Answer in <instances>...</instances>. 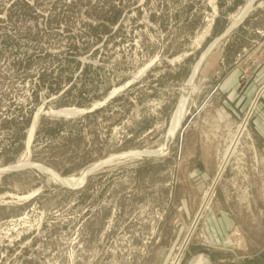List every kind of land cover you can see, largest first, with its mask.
Returning <instances> with one entry per match:
<instances>
[{"label": "rangeland", "instance_id": "1", "mask_svg": "<svg viewBox=\"0 0 264 264\" xmlns=\"http://www.w3.org/2000/svg\"><path fill=\"white\" fill-rule=\"evenodd\" d=\"M262 63L264 0H0V264H170L196 210L179 264H264V136L219 90Z\"/></svg>", "mask_w": 264, "mask_h": 264}, {"label": "bare ground", "instance_id": "2", "mask_svg": "<svg viewBox=\"0 0 264 264\" xmlns=\"http://www.w3.org/2000/svg\"><path fill=\"white\" fill-rule=\"evenodd\" d=\"M247 9H248V5L245 6V8H243L240 12V16L244 15L246 12H247ZM238 18V17H237ZM210 50L209 49H206L200 59L196 62V64L193 66V73H195V71L197 70V68L200 66V63H201V60L202 58H204L206 56V54H208V51ZM187 88V87H186ZM264 90V89H263ZM114 92V91H113ZM187 90L185 89V91H183V93L181 94V97L179 99V102L177 104V107L175 108V111L172 115V119H171V122H170V127H169V130L167 132V135H166V139H168L169 137H171L172 133H173V130H174V127H176L180 122L181 120L183 119L184 117V114H185V105H186V100H187ZM262 93V91H261ZM256 101V100H255ZM254 101V102H255ZM255 104V103H254ZM82 110L81 109H58V110H55L52 112V114L54 115H63V116H69V115H73L75 113H78V112H81ZM250 112L247 114V118L249 116ZM37 115H35L34 117V120H33V123L29 129V133H28V140H27V144H29L28 142H30L31 140V137H32V133L34 131V128H35V124H36V121H37ZM246 118V119H247ZM245 124H246V120H243V122L241 121L240 124H238L237 128H236V131L234 132L231 140H230V143L228 144L226 150H225V153L223 155V157L221 158V161L220 163L218 164V167H217V171H216V174L215 176L213 177V179L215 178L216 179V182L218 181L219 177H220V174L222 173L223 169H224V164L226 163L228 157L226 159L225 158V155L227 153V151H229L230 149V144L233 145V147L231 148L230 152H229V155L230 153L232 152V155L235 153L236 151V145H237V141L239 140V138L242 136V134L244 133V130H245ZM233 142V143H231ZM164 143L156 150H153V151H147V150H144L142 152H134L132 153V155L134 156H139L141 155L142 153H146V154H155V153H159L160 151L162 152L164 150ZM108 160L104 161V162H107ZM101 163H103L102 161L101 162H98V163H95L94 165H91L90 168H93L95 167L96 165H101ZM15 166H20V164H17ZM90 168L87 169L86 171H82L81 175L78 176V177H71V178H60V177H57L53 172H51V175L53 177H55L56 179H58L59 181L69 185V186H75L77 185L84 177L85 175L90 171ZM213 181V180H212ZM210 186L208 187V189L205 191L204 195H203V200L206 199L207 197V193L209 194L207 199L209 200L210 196L212 195V192L214 191L212 187V182H210ZM207 200V201H208ZM203 211V210H202ZM202 211H199V213L195 212V215H194V218L193 220L190 222V224L188 225L187 227V230L181 240V243L178 247V250L177 252L174 254V256L172 257V260L170 262V264H179L180 260H181V256H182V252L183 250L185 249L188 241L190 240V237L193 235V232L196 228V222L199 220V216H201L200 214L202 213ZM196 216V218H195ZM199 254H202V253H199ZM198 254V255H199ZM205 255V254H204ZM200 256V255H199ZM198 257V256H197ZM200 260V258H199ZM198 260V261H199Z\"/></svg>", "mask_w": 264, "mask_h": 264}, {"label": "crops", "instance_id": "3", "mask_svg": "<svg viewBox=\"0 0 264 264\" xmlns=\"http://www.w3.org/2000/svg\"><path fill=\"white\" fill-rule=\"evenodd\" d=\"M254 70L256 75L246 86L244 94L238 95L237 92V70H233L230 73L226 74L224 77H222L219 83V90L222 94H227L230 99L233 100V102L239 99L250 100L248 108L251 107L250 111L251 117H253L252 121L254 129L258 132H261L264 136V63L257 66ZM240 103L241 102H238L236 105L239 106Z\"/></svg>", "mask_w": 264, "mask_h": 264}, {"label": "water", "instance_id": "4", "mask_svg": "<svg viewBox=\"0 0 264 264\" xmlns=\"http://www.w3.org/2000/svg\"><path fill=\"white\" fill-rule=\"evenodd\" d=\"M207 251V250H206Z\"/></svg>", "mask_w": 264, "mask_h": 264}]
</instances>
